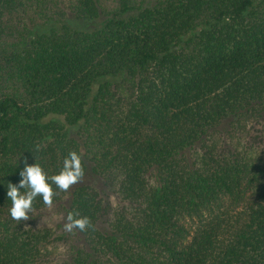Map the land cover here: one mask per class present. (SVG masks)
Here are the masks:
<instances>
[{"label": "trees", "instance_id": "16d2710c", "mask_svg": "<svg viewBox=\"0 0 264 264\" xmlns=\"http://www.w3.org/2000/svg\"><path fill=\"white\" fill-rule=\"evenodd\" d=\"M71 151L14 220L23 157ZM0 264H264V0H0Z\"/></svg>", "mask_w": 264, "mask_h": 264}, {"label": "clouds", "instance_id": "9594fccd", "mask_svg": "<svg viewBox=\"0 0 264 264\" xmlns=\"http://www.w3.org/2000/svg\"><path fill=\"white\" fill-rule=\"evenodd\" d=\"M19 180L15 183L8 182L6 200L11 201L10 216L17 221L29 220L33 201L40 197L45 205L53 203L54 188L62 191L69 190L84 175L81 156L76 151H71L63 159V164L57 174L49 175L36 161L29 164L28 158L23 157V167L18 172ZM67 222L64 230L72 233L74 230L84 232L92 228L89 217L80 216L78 211L70 210L67 213Z\"/></svg>", "mask_w": 264, "mask_h": 264}, {"label": "rangeland", "instance_id": "374dc122", "mask_svg": "<svg viewBox=\"0 0 264 264\" xmlns=\"http://www.w3.org/2000/svg\"><path fill=\"white\" fill-rule=\"evenodd\" d=\"M73 25L75 28H85L86 30L93 29L96 24L94 23H86V22H78V21H73ZM89 185H92L94 187H101L102 183L101 181L99 182V179L91 175L90 177L87 178V182ZM101 192H103V195L108 194L107 200L116 204L118 202L117 198L113 197V195L109 191H104V188L99 189ZM112 196V197H111ZM66 223V220L62 217L56 214L54 209H49L48 211H45L41 213L39 216L35 218V223L34 225L39 228H52L56 230L58 233H60L61 230L64 229V224Z\"/></svg>", "mask_w": 264, "mask_h": 264}]
</instances>
